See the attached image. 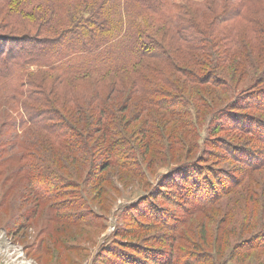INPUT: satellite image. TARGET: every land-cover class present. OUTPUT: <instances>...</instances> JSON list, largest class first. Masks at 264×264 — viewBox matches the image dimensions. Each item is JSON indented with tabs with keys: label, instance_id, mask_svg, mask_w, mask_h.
<instances>
[{
	"label": "trees",
	"instance_id": "obj_1",
	"mask_svg": "<svg viewBox=\"0 0 264 264\" xmlns=\"http://www.w3.org/2000/svg\"><path fill=\"white\" fill-rule=\"evenodd\" d=\"M191 6V0H0V100L15 105L19 115L0 131V161L11 154L23 163L19 170L28 173L26 188L38 205L80 189L98 170L117 169L149 186L148 167L171 159L176 149L175 165L135 210L145 220L149 212L150 226L144 227L169 233L149 238L154 253L141 249L146 243L122 251L147 264H161V258L218 264L191 258L177 245L195 216L222 207V225L254 231L228 254L227 264H264V0H206L201 11ZM234 57L238 62L227 68ZM242 64L252 72L251 83L239 89L232 72ZM132 104L143 106L141 115L126 113ZM156 110L189 138L177 136L172 145L163 121L146 118ZM26 128L36 139H53L58 150L15 154ZM201 129L213 138L204 149L194 140ZM149 156L145 169L139 157ZM216 156L227 167L214 166ZM93 184L77 197L82 207ZM50 211L57 215L59 207L51 204ZM37 213L32 207L26 216L33 220ZM56 215L48 220L78 225L97 219ZM105 251L106 262L118 264V250ZM119 258L126 261V255Z\"/></svg>",
	"mask_w": 264,
	"mask_h": 264
},
{
	"label": "rangeland",
	"instance_id": "obj_2",
	"mask_svg": "<svg viewBox=\"0 0 264 264\" xmlns=\"http://www.w3.org/2000/svg\"><path fill=\"white\" fill-rule=\"evenodd\" d=\"M169 1L176 2L180 0ZM191 1L193 4L191 7L197 11H201V9L205 8L206 0ZM232 59L233 60L226 64L227 68H232L231 66L238 62L237 57ZM223 64H225V62H223ZM246 68L247 65L242 64L237 73L232 72V75L235 74L232 80L238 83L236 85L239 86V89H244L245 84L248 85L251 83L250 76L252 72H245ZM239 82H241V84H239ZM190 90L195 93V89ZM60 99L59 94L58 100ZM119 100L120 99L117 98V100L112 101V106L114 107ZM61 104H63L62 101ZM132 110L141 112V115L143 106L132 104L126 113L129 114ZM154 112L155 113H150L151 117L147 116L146 118H154L163 121L165 126L164 134L171 138L170 143H172V145L175 144V140L178 139L177 136H182L186 139L189 138L187 132H183L175 123L174 124L178 128L174 127L172 124L173 122L171 123V121H169L165 113L157 112V110ZM18 119V110L15 105L0 100V131L4 124L11 121L14 122ZM201 123L204 122L201 121ZM81 126L90 130L86 124H81ZM201 130V135L194 140L202 145L204 149L207 148L204 142L213 138L207 137L204 134V129ZM31 133L33 132L28 128L20 133V149H18L15 154H22L23 152L28 154L31 152V157H34L36 153H40L44 156V154L48 155L51 150H58L57 146L54 144L55 141H53V139L51 140L47 135L38 134V139H36ZM133 133L134 131H131L129 135L136 145L137 141L135 140L137 137L134 139V136H132ZM3 134L7 136V132L2 133V135ZM241 137L247 140V138L240 136V138ZM207 141L205 143H207ZM46 142L47 145L44 146ZM163 144L167 145L166 142ZM165 145L162 147L163 150L167 149ZM208 148L213 149L211 146H208ZM200 152L198 153L196 151L194 156H200ZM15 154L12 153V155ZM204 154L207 153L203 152L201 157H203ZM181 155L185 157L186 152H182ZM10 156L11 154H5L2 159L3 161H0V229L6 231V234L14 245L12 244L9 247L6 244L0 243V264H24L26 262H30L31 264H108L104 256L105 250L107 249L109 251L118 250V252H116V261L118 264H147L145 261L143 262L141 259L133 257L122 250H126L129 246H133L132 244L134 243H146L141 246V249L148 253H154V251L147 248V246L150 245L149 238L158 233H169L159 227H144L145 224L150 226L149 222L151 218L147 217L149 216V212H145V217L147 219L145 220L140 217L142 214H139L138 211L135 210H141L144 206L142 200L156 188L155 186L157 185L159 176L167 174L169 168L175 165V161H177L176 159L179 156V151L176 149L174 153L172 151L171 159L163 161L162 164L148 167L151 174V180H149L151 183H149V186L144 185L137 177L125 172L122 173L117 169L102 174H98L100 172L98 170L94 172L91 180L86 181V178L84 179V183L81 184L82 186L80 189L75 187L73 188L74 191L68 193L65 197L56 198L51 203H42L38 205L35 204L32 195L29 193V189L27 190L26 188L27 180L25 177L28 173L23 171V169L19 170L20 166H23V163L18 162V159H12ZM150 158V156L146 159L139 157L145 169ZM217 158L216 156L215 159H210L211 162L215 163L214 166H221V168L227 167V163L223 162L225 161L224 159L223 161H219ZM69 160L71 162V159ZM27 162L31 164L30 161ZM74 165L77 167L80 166L77 163ZM75 166L73 169H75ZM83 170L85 172L89 171L88 165H84ZM118 174L120 175V177H118L120 178L118 179L119 182L116 181V176H118ZM102 177L105 178V181H108L110 178L111 180L108 183H104L101 181ZM90 184H93L91 185L92 191H90L92 192V196H90L92 198L90 199L87 195L89 198H87L88 205L82 207L84 203L78 200L77 197H84L83 192L86 191L87 185L89 187ZM80 190H82V193H80ZM51 204H55V206L59 207V211L57 212L59 216L70 215L72 217L75 216L79 220H83L85 217L92 214L97 219H92V223L82 222L78 225L70 223L62 224L59 221L51 222L48 220L49 215H56L55 212L50 211ZM164 204L169 206L166 202H164ZM135 205H137V207H135ZM66 206H69L70 209H65ZM32 207L33 209L36 207L38 209V213L33 220H31V215L26 216L30 214ZM145 210L146 208H143V213ZM89 211L91 213H89ZM207 212L195 216L192 220V226L182 230L183 242L185 243L181 242L177 247L180 246L184 248L187 253L190 254L191 258L194 256L193 254H196L201 261L214 260L218 264H227L226 258L228 254L233 251L235 254V248L238 246L239 242L243 241L244 238L254 231H250V234L245 232L241 234L240 230L233 232L225 223L222 225L225 212V209L222 207H217ZM43 214H45V217H43ZM23 217L25 219H23ZM237 217L240 216H234V219ZM163 218L165 223H170L169 216ZM239 224L240 223H238V225ZM227 227L228 229H226ZM126 231L127 234L131 235L125 237L127 238L126 240L118 239L119 234H126ZM200 238H203L202 241ZM158 240H160V238H158ZM117 242L122 245L117 247ZM18 246L23 249V254L16 257V255H14V250ZM122 254L126 255L125 262L118 260L120 259L119 256L122 257ZM136 255L138 256L139 253H136ZM153 260L155 261V259ZM160 261L161 264H167V260L164 258H161ZM110 264L114 263L110 262ZM231 264H234V260Z\"/></svg>",
	"mask_w": 264,
	"mask_h": 264
},
{
	"label": "built area",
	"instance_id": "obj_3",
	"mask_svg": "<svg viewBox=\"0 0 264 264\" xmlns=\"http://www.w3.org/2000/svg\"><path fill=\"white\" fill-rule=\"evenodd\" d=\"M0 243L1 244H6L9 247L13 244L12 241L10 240V238L8 237V235L6 234V231L3 230V229H0ZM22 254H23V249L21 247H19V246L16 247L15 250H14V255H16V257H19Z\"/></svg>",
	"mask_w": 264,
	"mask_h": 264
},
{
	"label": "bare ground",
	"instance_id": "obj_4",
	"mask_svg": "<svg viewBox=\"0 0 264 264\" xmlns=\"http://www.w3.org/2000/svg\"><path fill=\"white\" fill-rule=\"evenodd\" d=\"M24 264H31L30 262H26V263H24Z\"/></svg>",
	"mask_w": 264,
	"mask_h": 264
}]
</instances>
